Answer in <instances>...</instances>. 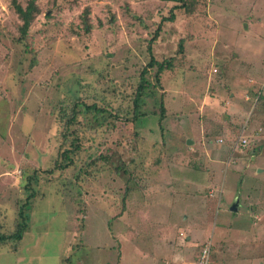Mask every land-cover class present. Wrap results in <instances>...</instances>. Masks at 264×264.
Returning a JSON list of instances; mask_svg holds the SVG:
<instances>
[{
  "label": "rangeland",
  "instance_id": "374dc122",
  "mask_svg": "<svg viewBox=\"0 0 264 264\" xmlns=\"http://www.w3.org/2000/svg\"><path fill=\"white\" fill-rule=\"evenodd\" d=\"M37 2L24 52L12 0H0V230H14L22 206L29 216L22 239L0 245V264L189 262L209 238L214 264H264V0H196L174 21L169 1ZM158 25L153 53L175 69L155 83L150 114L93 120L77 167L55 170L63 101L79 93L128 110ZM106 148L114 164L78 184ZM132 156L125 194L129 174L115 166Z\"/></svg>",
  "mask_w": 264,
  "mask_h": 264
},
{
  "label": "trees",
  "instance_id": "16d2710c",
  "mask_svg": "<svg viewBox=\"0 0 264 264\" xmlns=\"http://www.w3.org/2000/svg\"><path fill=\"white\" fill-rule=\"evenodd\" d=\"M161 1H169L174 3L173 7L170 9V15L164 19L165 21H174L177 16V10L188 11L191 8L190 5L193 2H196V0ZM12 4L14 5V9L21 21L17 25L19 34L16 36V38H14V40L16 43L23 45L24 52H30V50L28 49V45L30 43L31 32L33 30L32 26L37 16L43 11L37 0H29L26 6H23L19 2V0H12ZM81 23V30H83L85 34H90L93 29V25L90 22L89 8L84 9ZM161 28L162 25H158L157 30L155 31L149 43L148 49L151 53L150 60L147 65L143 66L140 69L137 85L132 91L130 97L132 99V106H128V110H126V108H120L114 111L115 109L114 107H112V104L109 105L111 106L109 108L105 107L104 105H100V103H98L97 101H93L92 103L80 100L77 101V99L79 98V93L70 95L73 98L70 99V102L73 104L71 105V107H69V100L68 103L63 101L62 106H60L61 114L59 116L62 122V130L60 134L62 141L58 150L57 158L55 160V170L63 171L70 166L77 167L76 158L80 157V152L84 149L85 135H83L82 131L86 126H89V124L93 122V120H96L97 122L99 121V123L103 124V121L101 122L100 117H103L104 121L112 119L111 122H115V120L124 116V118H128L131 122H136L141 117L150 114V112L143 110V108L146 106L148 99L151 96H154L155 83L156 85L159 84L162 87L163 75L165 74V72L175 69V63L173 62L172 58H164L162 60H159L153 53L152 44L159 37ZM32 59L33 60L30 62L31 68L35 64V56L32 57ZM152 79L154 80V82L152 81ZM261 99L264 100V96H261ZM159 111V123L161 124V126H163L162 122L167 116L165 103L163 101V94L162 100L160 101ZM152 113L158 114V111L153 110ZM106 114H108V116H106ZM80 116L85 117V123V119L84 121H82ZM134 136L137 135L134 134ZM116 154L112 149L106 148L105 151H101L94 158L87 161L84 167H81L75 175L78 184H80V182H84V179L91 182L97 181L99 175L101 174V171L105 170V167L103 165H113L115 162L114 158ZM132 159L133 156L129 162L121 160L119 163L118 161V163H116L117 166H115V170L121 169L122 172L129 174V177L126 180L129 184H127L126 186L125 194L134 189L133 185H130V181L132 179L131 177L134 176L131 174L132 171L129 169ZM122 164L123 166H121ZM144 173L148 174V171L144 170L140 173V175L143 176ZM21 206L22 205H20V207ZM26 210H24V206H22L21 209H18L17 218L15 220V228L13 231L7 233L0 230V245L6 244L8 242H14V244H16L22 239L23 234L26 232L29 226V216Z\"/></svg>",
  "mask_w": 264,
  "mask_h": 264
},
{
  "label": "built area",
  "instance_id": "2783aa9c",
  "mask_svg": "<svg viewBox=\"0 0 264 264\" xmlns=\"http://www.w3.org/2000/svg\"><path fill=\"white\" fill-rule=\"evenodd\" d=\"M244 145L247 143V139H243ZM213 252V241L211 238L207 239L201 247L199 254L196 258L189 262H180V261H172L167 260L164 264H214L212 259Z\"/></svg>",
  "mask_w": 264,
  "mask_h": 264
},
{
  "label": "crops",
  "instance_id": "0c3cea01",
  "mask_svg": "<svg viewBox=\"0 0 264 264\" xmlns=\"http://www.w3.org/2000/svg\"><path fill=\"white\" fill-rule=\"evenodd\" d=\"M231 105V104H230ZM230 105L228 106V108L230 107ZM234 112V111H233ZM179 168H181V167H179ZM178 169V168H177ZM183 170H182V172L184 171H186L187 172V170H191V169H193V170H195L196 172H198L199 171V169H196V168H188V167H185V168H182ZM203 169V168H202ZM187 178V180H193L192 178H189V177H186ZM212 184H216V180L214 179V183H213V181H212ZM197 187L199 188V189H202L201 187H199V185H197ZM216 188V187H215ZM211 189H213V188H211Z\"/></svg>",
  "mask_w": 264,
  "mask_h": 264
},
{
  "label": "water",
  "instance_id": "95a60500",
  "mask_svg": "<svg viewBox=\"0 0 264 264\" xmlns=\"http://www.w3.org/2000/svg\"><path fill=\"white\" fill-rule=\"evenodd\" d=\"M188 143H191L190 142V139H188V141H187ZM238 200L233 204V206L231 207V209L233 210V211H237V209H238Z\"/></svg>",
  "mask_w": 264,
  "mask_h": 264
}]
</instances>
